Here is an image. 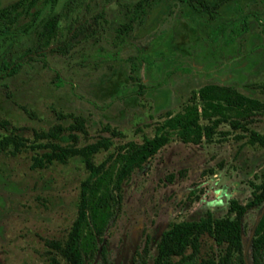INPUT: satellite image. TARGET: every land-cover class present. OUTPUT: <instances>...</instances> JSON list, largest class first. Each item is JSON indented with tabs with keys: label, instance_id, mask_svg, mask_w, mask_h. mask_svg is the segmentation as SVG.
<instances>
[{
	"label": "rangeland",
	"instance_id": "374dc122",
	"mask_svg": "<svg viewBox=\"0 0 264 264\" xmlns=\"http://www.w3.org/2000/svg\"><path fill=\"white\" fill-rule=\"evenodd\" d=\"M138 1L39 0L18 13L0 42V58L22 56L0 78V136L15 133L25 143L14 154L0 152V264H66L49 242L66 237L87 171L77 156L30 167L42 150L35 130L59 123L76 144L108 136L112 143L93 157L108 163L117 145L152 136L166 112L178 111L203 83L264 102V0H226L211 14L185 0ZM54 13L45 44L42 23ZM75 116L84 131L69 128ZM247 126L264 132V109ZM263 173L264 147L227 122L198 143L172 134L120 184L102 236L110 264H138L143 247L151 264L169 222L228 214V201L249 199L251 181ZM263 209L264 201L241 217L245 264Z\"/></svg>",
	"mask_w": 264,
	"mask_h": 264
},
{
	"label": "trees",
	"instance_id": "16d2710c",
	"mask_svg": "<svg viewBox=\"0 0 264 264\" xmlns=\"http://www.w3.org/2000/svg\"><path fill=\"white\" fill-rule=\"evenodd\" d=\"M39 0H12L0 6V42L16 20L20 11L28 12ZM54 5L57 0H41ZM184 1V0H180ZM198 4L201 10L211 14L226 0H185ZM141 0L138 1V3ZM33 17L37 11L32 10ZM57 14L47 17L42 23L41 34L47 44L53 34ZM39 49H36L38 51ZM0 58V78L13 73L20 65L19 59ZM264 109V102L249 96L234 87L214 82L203 83L192 93L190 100L176 112H166L156 124L152 136H144L140 142L127 140L116 146L108 163H95L94 154L107 149L112 143L108 136L76 144V134L56 123L47 129L35 130V149L30 167H44L54 160L65 162L77 156L87 173L80 183L75 217L66 237L49 244L56 248L66 264H86L99 255L94 264H110L107 250L102 242L103 233L119 203L121 182L133 168L139 167L175 134L184 142L198 143L209 140L220 122H227L232 129L240 128L246 134V142L264 147V132L249 128L247 123L253 114ZM201 119L205 120L203 123ZM84 131L80 117H73L69 128ZM241 136V135H238ZM41 139H44L40 141ZM70 139V140H69ZM62 141V142H60ZM25 143L15 133L0 136V152L14 154ZM250 198L239 202L228 201L223 216H213L206 211L196 220L171 221L162 230L155 244L151 264H245L242 244L241 217L246 210L264 201V173L257 182L251 181ZM232 213V215H229ZM211 239L207 243L206 239ZM251 264H264V209L253 226L249 244ZM146 249L138 252V264H145Z\"/></svg>",
	"mask_w": 264,
	"mask_h": 264
}]
</instances>
